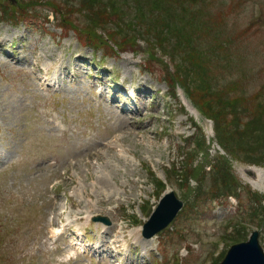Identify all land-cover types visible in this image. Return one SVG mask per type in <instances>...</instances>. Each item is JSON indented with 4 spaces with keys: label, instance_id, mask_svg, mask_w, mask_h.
I'll return each instance as SVG.
<instances>
[{
    "label": "rangeland",
    "instance_id": "374dc122",
    "mask_svg": "<svg viewBox=\"0 0 264 264\" xmlns=\"http://www.w3.org/2000/svg\"><path fill=\"white\" fill-rule=\"evenodd\" d=\"M254 231L264 0H0V264H221Z\"/></svg>",
    "mask_w": 264,
    "mask_h": 264
},
{
    "label": "water",
    "instance_id": "95a60500",
    "mask_svg": "<svg viewBox=\"0 0 264 264\" xmlns=\"http://www.w3.org/2000/svg\"><path fill=\"white\" fill-rule=\"evenodd\" d=\"M165 196L167 197L145 225L144 235L148 238L167 227L183 206L173 193ZM98 219L108 222L105 218ZM259 236L260 233L254 231L247 242L233 245L221 264H264V249L260 244Z\"/></svg>",
    "mask_w": 264,
    "mask_h": 264
},
{
    "label": "trees",
    "instance_id": "16d2710c",
    "mask_svg": "<svg viewBox=\"0 0 264 264\" xmlns=\"http://www.w3.org/2000/svg\"><path fill=\"white\" fill-rule=\"evenodd\" d=\"M158 18L159 17H162V15H163V11L161 10V8H159V10H158ZM143 13V12H142ZM141 13V14H142ZM118 16V15H117ZM139 19H142L143 21H144V23L145 24H147V22H148V20H149V17L147 16V15H145L144 14V16H141V17H138ZM160 19V18H159ZM130 22H132V20L131 21H129L128 22V24L130 23ZM125 29H128L129 30V27H126ZM155 30H157L158 31V33H160V34H163V35H165V39H166V41H169L171 38H172V36H174V34H175V30H173V29H168V28H166L164 25H161V26H159V27H157V28H155ZM166 32H169V34H170V36H168L167 34H165ZM158 33L157 34H155V37H157V39L158 38H160L159 36H158ZM153 36H154V34H152ZM161 36V35H160ZM93 38H95V37H93ZM95 40H97L96 38H95ZM90 41H92V39H90ZM146 42H148L147 40H145ZM100 42V43H99ZM99 42H98V40H97V43L98 44H95L96 46H98V47H101V46H103L104 44H102V43H105L103 40H99ZM100 44V45H99ZM190 51V50H189ZM195 53V52H194ZM194 53H190V54H192V56H193V54ZM183 86H185V85H183ZM258 202H263V200L261 199V200H259ZM260 204V203H259Z\"/></svg>",
    "mask_w": 264,
    "mask_h": 264
},
{
    "label": "bare ground",
    "instance_id": "6f19581e",
    "mask_svg": "<svg viewBox=\"0 0 264 264\" xmlns=\"http://www.w3.org/2000/svg\"><path fill=\"white\" fill-rule=\"evenodd\" d=\"M259 173V172H258ZM59 231V230H58ZM145 245H147V241L144 242Z\"/></svg>",
    "mask_w": 264,
    "mask_h": 264
}]
</instances>
